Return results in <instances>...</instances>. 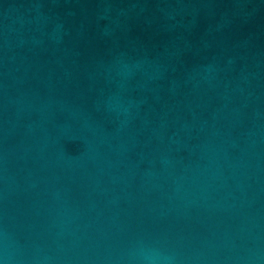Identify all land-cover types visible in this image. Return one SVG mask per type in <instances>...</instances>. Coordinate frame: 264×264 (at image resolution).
<instances>
[{"label":"water","instance_id":"95a60500","mask_svg":"<svg viewBox=\"0 0 264 264\" xmlns=\"http://www.w3.org/2000/svg\"><path fill=\"white\" fill-rule=\"evenodd\" d=\"M0 264H264V0H0Z\"/></svg>","mask_w":264,"mask_h":264}]
</instances>
